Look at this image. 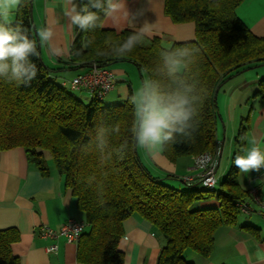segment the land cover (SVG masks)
<instances>
[{
	"label": "trees",
	"instance_id": "trees-1",
	"mask_svg": "<svg viewBox=\"0 0 264 264\" xmlns=\"http://www.w3.org/2000/svg\"><path fill=\"white\" fill-rule=\"evenodd\" d=\"M81 8L96 12L102 25L106 13L92 7L89 0H76ZM243 0H164V12L174 23L192 22L193 40L165 46L158 36L148 37L131 29L116 31L97 27L84 32L77 29L70 46L69 60L57 68L111 67L128 61L148 77L149 89L164 97L180 93L188 85L200 96L196 104V129L191 138L177 136L163 155L170 161L182 156L196 157L215 153L216 88L242 69L264 64V37L255 35L236 14ZM104 4V0H92ZM83 14V13H82ZM33 31L32 0L15 13L12 22ZM138 33L130 53L120 46L128 36ZM199 49V52L195 51ZM80 51L77 52L76 50ZM185 50L188 55H185ZM40 53V49L38 48ZM179 61L175 69L165 64V56ZM37 65V75L29 85L0 80V150L22 147L28 162L48 174L44 152L51 156L64 186L76 197L84 213L86 228L76 245V256L84 264H124L119 242L124 235L123 221L138 216L148 221L164 244L156 264H193L186 260L188 251L207 258L214 248V234L222 225H234L240 211L235 202L248 201L251 194L241 189L231 156L230 168L218 189L199 187L182 190L168 180L182 178L170 174L154 175L141 161L129 129L134 119V94L112 104H103L105 95L96 94L84 101L76 96L56 69L39 57L30 58ZM181 65V67L179 66ZM256 92L264 98V78ZM83 90V89H80ZM85 91V90H83ZM113 126L118 131H114ZM246 126H240L235 143L243 146ZM119 155H123L120 158ZM218 157V155H217ZM218 200L217 207H198L201 201ZM252 234L257 229L248 228ZM15 228L0 229V264H23L11 251L18 240Z\"/></svg>",
	"mask_w": 264,
	"mask_h": 264
},
{
	"label": "crops",
	"instance_id": "crops-1",
	"mask_svg": "<svg viewBox=\"0 0 264 264\" xmlns=\"http://www.w3.org/2000/svg\"><path fill=\"white\" fill-rule=\"evenodd\" d=\"M113 2L118 10L106 14L102 23L105 28L116 31L131 29L148 37L158 36L165 46L195 38L194 24L174 23L164 12V0ZM63 7H66L69 15H65ZM73 7L75 11H81L76 0H32L34 34L43 27H48L52 32L50 42L39 48L41 58L49 67L56 69L54 76L59 80L65 78L62 72L64 68H57L65 65L62 61L69 60L70 46L78 29L71 26L69 19ZM15 13L10 15V22L15 19ZM236 14L255 35L264 37V0H243L236 8ZM258 67L260 69H255ZM89 68H79L75 75ZM109 68L115 73L117 81L105 97L110 94L112 100L125 99L131 87L126 80L125 67L116 65ZM250 69L254 70L250 72ZM140 73L141 77L145 76V91V86H149L148 77ZM262 78L264 64H259L234 73L218 86L216 138L221 155L217 168L221 156L225 154V157L224 168L216 175V186H220L227 174L234 152L245 155L246 150L252 147V140L264 151V98L256 93ZM83 92L91 97L87 91ZM133 94L137 103L139 96L135 91ZM240 126H246L241 147L235 143ZM138 153L154 175L197 177L193 156H182L170 161L162 152L150 156L138 149ZM237 174L241 189L251 194V198L249 195L246 199L254 211H241L242 215L239 217L237 214L234 225L218 227L209 257L204 258L189 251L192 253H188V261L193 264H264V219L258 211L261 210L260 206L252 199L255 193L264 205V168L246 174L238 170ZM188 184L199 185L196 181ZM218 204L217 199L210 198L201 201L198 207H217ZM83 214L77 207L76 197L64 186L63 177L54 166H49L48 174L44 175L28 162L22 147L0 150V229L15 228L18 231V240L11 243V251L23 264H84L77 260L76 243H69L60 235L46 238L40 235L43 225L57 230L69 217L84 220ZM123 227L124 235L119 242V249L123 252L124 264H156L159 250L164 244L162 236L155 232L148 221L135 215L126 218ZM249 227L256 228L257 234H252ZM51 244L57 245L56 252L46 250Z\"/></svg>",
	"mask_w": 264,
	"mask_h": 264
},
{
	"label": "clouds",
	"instance_id": "clouds-1",
	"mask_svg": "<svg viewBox=\"0 0 264 264\" xmlns=\"http://www.w3.org/2000/svg\"><path fill=\"white\" fill-rule=\"evenodd\" d=\"M25 3L26 0H0V80L27 86L35 79L38 71L37 65L30 58L39 57L38 48L50 42L52 32L48 27L40 28L36 31L38 40H33L30 38V29L25 28L22 23L10 22V15L23 8ZM89 3L106 14L118 10L113 0H104V4L89 0ZM63 11L65 15H69L66 7H63ZM69 19L71 26L84 32L102 27L98 24L97 13L88 11L87 5L82 6L80 12L75 11L73 7ZM137 34L128 36L120 46L121 52L132 51ZM195 51L199 52V49L195 48ZM184 54L188 55V51L185 50ZM178 63L179 61L170 60L165 56V64L171 68L175 69ZM199 100L200 96L192 85L168 97L145 86L139 103L133 102L134 119L129 132L134 146L151 156L164 151L168 144L176 141L177 136L191 138L196 129L194 118L197 115L196 104ZM113 129L119 130L115 126ZM250 143L252 147L246 150V154L236 155L233 161L236 168L245 174L264 168V151L255 140ZM116 155L123 158L119 153Z\"/></svg>",
	"mask_w": 264,
	"mask_h": 264
},
{
	"label": "built area",
	"instance_id": "built-area-1",
	"mask_svg": "<svg viewBox=\"0 0 264 264\" xmlns=\"http://www.w3.org/2000/svg\"><path fill=\"white\" fill-rule=\"evenodd\" d=\"M117 77L115 73L109 67H99L97 65H92L87 71L81 72L73 76L71 80L63 79L62 85L69 83L73 89H83L90 94H96L100 99L107 92L112 90L116 84ZM219 148H217L215 153H202L194 157V167L198 170L197 177L184 176L182 180L186 182L198 181L200 184L209 190H213L216 186V169H217V155ZM261 210H258L260 215L264 219V205L260 202L256 194L254 193V198ZM235 206L243 212L251 213L254 211L250 201L235 202ZM86 228V223L84 220H79L74 217L67 218L62 225L57 229H52L48 226L40 227V235L44 238L46 237H56L63 236L69 243H77L79 237ZM48 252H56L57 245L51 244L46 247Z\"/></svg>",
	"mask_w": 264,
	"mask_h": 264
},
{
	"label": "rangeland",
	"instance_id": "rangeland-1",
	"mask_svg": "<svg viewBox=\"0 0 264 264\" xmlns=\"http://www.w3.org/2000/svg\"><path fill=\"white\" fill-rule=\"evenodd\" d=\"M116 65L117 66L118 65H122V66L125 67V70H126V73H127L126 80L130 83L133 91H135V93L137 94V97L139 96V99H137V103H139V101L141 99L140 95H142V93L144 92L143 81L145 82V76L141 77V73L139 72L138 68L134 64H132L131 62H128V61L117 62V63L112 64L111 67L116 66ZM179 66L181 67V65H179ZM255 69H260V68L258 67V68H255ZM77 70L78 69H69V68L62 69L63 75L65 76L64 79L71 80L73 78V76L75 75V73L77 72ZM82 70H84V69H81V71ZM253 70L254 69H250L249 71L251 72ZM67 84L68 85H67L66 88L68 90H70V91L72 90V92L76 96L80 97L84 101L89 99V95L87 93H85L83 91H79L77 89H73V87H71V85L69 83H67ZM74 90H76V91H74ZM114 100H112V98H110V94H109V96L104 97V100L102 102H103V104H112V103L118 101V99H116V98H114ZM237 133H238V131H237ZM44 157H45V159L47 161V165L50 166V167H53L54 164L52 162L51 156H50V154L47 151L44 152ZM224 157H225V154L221 156V163H220L219 167L217 168L218 170H216L217 172L215 173V176L217 174H220L222 169L224 168ZM224 178H225V176H224ZM216 180H217V178H216ZM167 183L169 185H171V186H174V187L182 189V190H189V189H192V188H195V187H196V189H199V190L201 189L199 187V185H196V186H189L188 185L187 186L186 184L182 183L179 180H168ZM217 189H218V184H217L215 190H217ZM241 215H242V212L239 211L238 212V216L240 217ZM83 217H85V216H83ZM188 253H192V252L188 251L186 253V255H185L186 260H188Z\"/></svg>",
	"mask_w": 264,
	"mask_h": 264
},
{
	"label": "water",
	"instance_id": "water-1",
	"mask_svg": "<svg viewBox=\"0 0 264 264\" xmlns=\"http://www.w3.org/2000/svg\"><path fill=\"white\" fill-rule=\"evenodd\" d=\"M36 37V35H35ZM36 40H38V38L36 37ZM40 48V47H39ZM218 90V87L216 88L215 92H217ZM220 155H221V148H219V151H218V157H217V166H218V163H219V160H220Z\"/></svg>",
	"mask_w": 264,
	"mask_h": 264
}]
</instances>
